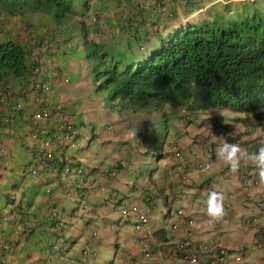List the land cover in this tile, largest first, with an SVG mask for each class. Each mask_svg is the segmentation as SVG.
<instances>
[{
	"label": "crops",
	"instance_id": "obj_1",
	"mask_svg": "<svg viewBox=\"0 0 264 264\" xmlns=\"http://www.w3.org/2000/svg\"><path fill=\"white\" fill-rule=\"evenodd\" d=\"M10 25L14 27L15 22H10ZM5 35L0 34V42L4 41ZM8 35L10 36V33ZM93 38L98 40L99 35ZM57 44L54 43L52 49L42 55L48 56L49 61L56 62L58 69L48 73L55 84L54 96L65 101L70 112L75 114L78 131L82 136L78 137L79 144L76 147L65 153L59 151L57 158L49 161L41 154L37 143L32 144L22 133L23 130L26 133L33 130L29 121L25 122L20 118L13 120L10 131L2 128L0 121V140L4 143L1 149L6 152V158L0 164L1 217L3 209L10 211L8 222L0 220V239L13 241L10 252L8 251L3 259L4 263L82 264V255L88 252L90 264H130V261L138 259L139 256L144 264H186L183 260L171 258L165 249L168 243L186 238V221L178 217L170 219L171 224L166 222L159 214L162 200L164 204L169 201L178 202L187 214L194 216L197 219L196 239L209 245L222 244L228 248L229 242L242 243L234 228L238 219L243 222L249 215H257L260 220L256 226L243 222L247 229H255L254 235L259 231V227H264V203L259 201L264 185L259 181L252 186L244 181L249 173L259 177L258 169L251 162L246 165L242 162L240 169L243 171L239 169L238 172L232 173L229 169L224 170L228 166L218 161L216 155L207 157L203 146L208 169L211 170L214 165L215 171H219L218 167L223 164L226 175L230 176L231 180L233 178L238 181L235 191L225 190L228 187L227 182H224L223 189H220L225 198L226 213L220 222H211L207 215V192L211 190L208 184L210 182L203 180L196 183L194 174L190 172L193 166L199 169V162L193 161L188 153L189 140H182V146L185 148L182 160L187 165L190 180L188 184L182 183L179 177L169 180L165 168L148 176L139 173L145 163H148L149 154L144 153L147 145L144 142V145L141 144V139L133 142L128 140L129 136L125 134L129 126L126 118L132 114L129 111L117 112L115 106L106 103L103 94L93 82L94 77L90 72L85 48L68 44L60 47ZM65 75L70 77L69 83L64 82ZM226 119L232 120L241 130L244 139L242 147L247 151L250 142L264 139L262 127L255 122L232 117ZM115 120V132L106 133L102 126ZM220 130L221 133L216 135L218 140L227 134V129ZM204 136L202 142L213 135L207 130ZM87 139H90L89 143L86 142ZM134 146H137L136 149ZM20 148L24 151H19ZM191 154L195 155L193 152ZM108 157H124L132 162L131 171L122 170L115 181V198L111 202L105 200L109 192H96V188L109 186V170H105L104 166ZM70 160L86 167L82 177L64 175V163ZM32 170L38 174H34ZM137 175L138 184L150 180L154 183L152 200L141 204L142 209H150V216L148 223L140 230L135 228L136 214H131L124 222L121 217L117 220L116 214L121 215V212L119 206L115 205L116 202L125 200L127 203L140 202L141 197L138 196L141 191L130 186L131 180ZM81 180H84L85 186L90 190L89 193L86 191L88 195L85 199H82L80 192ZM247 192L250 193L249 196H246ZM232 198H235L236 205L230 202ZM177 208L179 207L175 209ZM172 211L169 210V216H173ZM175 220H179L180 226L177 229L172 227ZM24 221L33 229L31 234L23 235L22 231L17 232L18 226ZM167 224L169 229L165 227ZM232 232L237 234L236 239L230 235ZM123 241L128 242L127 247L122 244ZM113 246L117 256L112 263L110 254H103L108 253L109 247ZM147 247L153 252L152 257L145 256L144 249ZM118 254L122 257L119 261ZM237 262L239 261L229 258L227 264ZM201 264H207L206 259Z\"/></svg>",
	"mask_w": 264,
	"mask_h": 264
},
{
	"label": "trees",
	"instance_id": "obj_2",
	"mask_svg": "<svg viewBox=\"0 0 264 264\" xmlns=\"http://www.w3.org/2000/svg\"><path fill=\"white\" fill-rule=\"evenodd\" d=\"M75 3L91 11L92 18L77 19ZM0 4L11 16L39 15L37 27L46 31L36 39L31 36V43L85 48L99 88L108 91L110 102L117 100L120 111L148 115L175 105L189 111L228 108L264 116V0H222V9L207 7L205 0H0ZM231 10L234 15L228 13ZM187 13L196 17L185 18ZM90 35L106 38L100 42ZM26 45L0 43V82L9 75L25 79L32 74ZM9 117L12 126L23 114ZM2 144L0 140V164L6 158ZM19 231L27 235L33 229L24 221ZM11 242L0 239V264H11L3 261Z\"/></svg>",
	"mask_w": 264,
	"mask_h": 264
},
{
	"label": "clouds",
	"instance_id": "obj_3",
	"mask_svg": "<svg viewBox=\"0 0 264 264\" xmlns=\"http://www.w3.org/2000/svg\"><path fill=\"white\" fill-rule=\"evenodd\" d=\"M77 7V19L84 20L86 18L91 17V11L85 12L83 9L79 8L80 4H76ZM4 6L0 4V34H6L4 36V41H17L23 45H26L27 49L29 47L30 54L28 56V63L30 65V69L33 68L32 74L27 76L28 78L21 79L17 78L14 75H9L6 82H0V113L3 114L1 121L2 128L6 130H11V126H9V122L11 118L9 117L10 114H14L16 112H22L23 120L25 122H30L33 126V130L26 133L24 130L22 133L29 138L30 142L37 143L40 152L44 157L49 161H54L57 158V154L59 151L65 153L66 151L70 150L73 147H76L78 143V137L82 136L78 131V123L76 122V116L68 109L67 103L62 100H58L54 96L55 91V84L49 78L48 73L51 70L58 69L56 67V62L52 60L49 61L48 56L42 55V53L47 54L49 50L52 49V43H46V41H42V44H34L31 43L30 37L32 36L36 39L39 32L46 31L43 27L38 25L40 21L39 15L38 17L32 21L33 15L37 14L34 13L27 18H22L21 16H11L5 12ZM151 11V7L149 8ZM29 19V20H28ZM14 21L15 25L12 27L10 22ZM35 25V27L33 26ZM23 31V32H22ZM10 33V36L8 35ZM24 33V34H23ZM25 35V36H24ZM8 39V40H7ZM90 39H94L93 35H90ZM100 42H103L104 39H98ZM97 40V41H98ZM2 43V42H0ZM120 47V46H119ZM37 61V64L36 62ZM90 65V63H89ZM91 67V65H90ZM90 72L93 74V71L90 69ZM93 82L96 85L98 91L103 94V98L106 103L111 104L119 110V103L117 100L110 102L108 98V91L99 88L101 85L99 81L96 79V76L93 74ZM22 82H20V80ZM63 80L65 83L70 82V77L68 75L63 76ZM228 108H215V109H207L206 111L211 113V117L206 120L205 125L206 129L210 131V133L214 132L217 128H224L227 129V134L224 137H221V140L218 142L221 144L218 146L216 150V157L218 161H222L225 165L228 166L230 172L236 173L239 171L241 167V163L243 162L245 165L251 162L257 169H258V176L249 173L247 176L250 182L256 184L255 181L264 185V139L258 140L255 142H250L248 145V151L242 147L244 143V139L242 138V132L239 130L232 120L226 119V117H231V114L221 115L218 116L215 112ZM230 110V109H229ZM178 111V112H177ZM232 111V110H231ZM122 112V111H118ZM189 110L186 107H180L175 105H166L164 110L162 111H155L148 115H140L132 113L131 116L126 118L128 128L126 133L129 138L128 140H132L133 142L137 139H141V144L144 143L147 145L145 151H148L149 159L148 163L145 165H149L151 157H155L154 148L155 144L160 143L165 146V141H167L169 137L168 129H166V133L160 130V122L161 121H169L171 125L175 129L181 128L180 120H187L189 123L192 120L188 117ZM241 117L238 119L244 120H251L255 122L258 126L262 127L264 130V116H254V115H245L244 113L241 114ZM131 118V119H129ZM217 118L219 120L217 121ZM233 118V117H232ZM234 119V118H233ZM138 123H141L140 125ZM117 121H109L106 122L102 128L108 134H113L116 130ZM93 130V129H91ZM91 132V136H92ZM176 139L170 144V152L171 155V162L165 166L161 167V163L159 164L162 171L165 168V174L169 180H174L176 177L181 179V176L186 174L187 175V182L182 181V183L188 184L190 182L189 175L187 173L186 167L187 165L184 164L185 162L182 160L185 148L182 143L184 139L183 134L176 132L175 134ZM204 134L201 136V140L203 139ZM219 139V138H218ZM145 140V141H144ZM197 141V140H194ZM230 141H234V143H229ZM45 142H48V149L45 147ZM144 142V143H143ZM189 146H191V141H189ZM205 147V153L207 157L214 156L215 154V143L214 141H210L207 138L203 143ZM137 146H134L136 149ZM176 149L179 150L180 155H176ZM168 155V153H161L158 155L157 160L159 158ZM105 159V170H109L107 177H108V184L109 186L101 187L97 190L103 194L105 192H109V195L105 198V200L111 202L115 198V181L117 180L120 172L122 170H127L128 172L132 169V162L130 159L127 158H111ZM72 162V165L70 163ZM179 166H181L182 173H178ZM102 167V165H101ZM199 169H205V165L202 162L197 164ZM85 166L81 163H74V161L70 160L68 163H64L63 173L66 176H76L82 177L85 173ZM32 172L34 174H38L36 171ZM155 173V172H154ZM154 173L150 174L153 175ZM144 176V173H141ZM139 175V174H138ZM138 175L133 177L131 180V188L133 187L135 190L139 189L141 194L145 197L143 198L140 194L138 197H141L139 203L132 202L127 203L126 200L120 203L116 202L115 205L119 206L121 212V220L124 222L131 214H135L130 211V207L133 204H139L141 206L142 203H146L152 200V188H153V181H147L144 184H138ZM82 179V178H81ZM137 179V180H136ZM81 180L79 183L82 199H85L89 193V189L85 186L86 183ZM135 181V182H134ZM136 183V186H134ZM257 183V184H258ZM253 184H251L253 186ZM167 185V184H166ZM264 189V188H263ZM262 189V191H263ZM144 190V193H143ZM88 193H87V192ZM248 193V192H247ZM262 195V192H261ZM133 197V196H132ZM116 201V199H115ZM260 201V199H259ZM261 204L264 203L260 201ZM180 208V207H179ZM225 209H224V196L222 193L217 191H212L209 193L207 199V215L210 218L211 222H220L223 220L225 216ZM10 215L9 209L2 210V220L8 221ZM256 216L257 215H249L246 216ZM245 218V219H246ZM259 219V218H258ZM197 220V219H196ZM179 221V220H178ZM245 222V220H244ZM137 223V222H136ZM260 223V220L257 224H252L256 226ZM197 226V225H196ZM261 228V227H259ZM264 229V227H262ZM179 242V241H178ZM204 242V241H203ZM206 243V242H205ZM209 245V244H208ZM216 245V244H215ZM220 245V244H219ZM222 245V244H221ZM224 246V245H223ZM227 248V247H225ZM228 249V248H227ZM145 256L152 257L151 249H144ZM149 251V252H148ZM229 251V249H228ZM83 263L82 264H90L89 254L85 252L82 255ZM240 262V261H239ZM136 264V263H130ZM208 264V263H207ZM227 264V263H226Z\"/></svg>",
	"mask_w": 264,
	"mask_h": 264
},
{
	"label": "rangeland",
	"instance_id": "obj_4",
	"mask_svg": "<svg viewBox=\"0 0 264 264\" xmlns=\"http://www.w3.org/2000/svg\"><path fill=\"white\" fill-rule=\"evenodd\" d=\"M221 1L222 0H205V3H206L207 7L208 6H212V7L217 6V8L220 7L222 9V7L219 4ZM258 1H261V0H258ZM231 11H228V13L230 15H234L235 13L233 11H235V10H231ZM186 15L187 16L185 18H190L193 14L187 13ZM193 16H192V18L196 17V16H194V17ZM37 17H38V14L33 15L32 21H34ZM96 63H98V62H96ZM118 111L119 110H117V112ZM215 113L218 116L227 115V114L232 113L234 116H231V117H233L234 119L244 118V117H241L242 113L234 112V111H231L229 109H228V111H226V109H221ZM188 117L192 120V122L189 123L187 120H180L179 125H181V128H179V129H175L173 127V125H171V123H169V121H161L160 122L159 128H161L162 132L164 131V133H166V129H168L169 137H168L167 141H165V143H166L165 146L162 147V145L160 143L155 144V148H154L155 157H151L149 165H145L139 173H144L145 175H150L154 172L156 173L157 171L162 170L161 167H165L171 162V155L169 154V152H170L169 150H170V146H171L170 144L173 142V140L176 139V136H175L176 132H179V133L183 134L185 139L191 141V146L188 150V153L192 157V160L197 161V162H202L206 166L205 169H196L194 166H193V168H191L192 170H190V172H192L194 174L196 183H200L203 180H208L210 182L208 184L211 187V190L220 192L221 191L220 189H223V184H225L224 182H227L228 187H226L225 190H227L229 192H231L232 190L235 191V187L238 185V181H236L233 178L231 180V177L226 175L227 173L224 170H228L229 169L228 167H226L224 169V166L222 164L220 167H218L219 171H215L214 165H212L211 170H209L207 167L208 163L206 164L207 160H205V154L203 152L204 141L202 142L201 136L203 134H205L207 131L205 122H206V120H208L211 117V113L206 111V110L190 111L188 114ZM129 119H131V118H129ZM218 120H219V118H217V121ZM138 124L140 125L141 123H138ZM220 133H221L220 128H217L214 132H212L213 136L208 137V140H210V141L214 140V143H215V154H214V156L216 155V150H217L218 146L221 145L218 142V138L216 136L217 134H220ZM194 140H197V141H194ZM89 141H90V139L86 140L87 143H89ZM253 142L256 143L257 141L254 140ZM229 143H234V141H230ZM94 144H95V140H93V142H92V145H94ZM19 151H24V149L20 148ZM162 152L165 154L168 153V155H165L164 157H161V158H159V160H157L158 155H160ZM192 152L195 155L191 154ZM160 163H161V167L159 165ZM240 171H243V169H240ZM192 193L194 194V189H192ZM224 200H225V198H224ZM230 202H232L234 205H236L235 198H232L230 200ZM180 206H181V204L178 202L169 201L167 204L166 203L164 204V202L162 200V201H160V205H159V214L161 217H163V219L166 220V222H168V223L170 222V224H171L170 219H173V218L178 219V216L174 212L175 211L174 209L176 207H180ZM171 209L173 210L172 211L173 216H169V214H168L169 210H171ZM116 216H117L116 217L117 220L121 217L120 214H116ZM243 222H244V220H243ZM243 222L240 219H238V221L235 225L236 227L234 228V230H236L238 232V234L240 235L239 239L242 240V243L233 242V244H231L232 242H229V244H227L228 248L230 249L229 250V258L232 261H235L237 255L243 254V260L240 262H237V264H264V247H258V244H257L258 240L260 238V234H259V232H256V234L254 235L255 229L254 228L247 229L246 228L247 226ZM116 227H117V229L119 228L118 225H116ZM165 227H166V229H169L170 226L167 224V225H165ZM230 235L232 236L233 239L237 238L236 237L237 234L235 232H232ZM122 244L125 247L128 246V242H126V241H123ZM117 251H118V249H117ZM106 254H110V256H111L110 261L113 263L116 256H117L116 248L114 246L111 248L109 247L108 253H105L103 255H106ZM118 256H119V254H118ZM121 259H122V257L119 256L118 261ZM129 263L144 264V262H142L141 256H139V258L134 260V261H130Z\"/></svg>",
	"mask_w": 264,
	"mask_h": 264
},
{
	"label": "built area",
	"instance_id": "obj_5",
	"mask_svg": "<svg viewBox=\"0 0 264 264\" xmlns=\"http://www.w3.org/2000/svg\"><path fill=\"white\" fill-rule=\"evenodd\" d=\"M48 142H45V147L48 149ZM176 155L179 156L180 152L176 149ZM181 166H179L178 173H182L180 170ZM182 181L187 182V175L184 174L181 176ZM249 185L253 184L249 181V179L245 180ZM257 184L258 182L255 181ZM213 190H209L207 194ZM250 193H246V196H249ZM264 200V189L262 191V196L260 201ZM130 211L137 215V223L135 228L140 230L142 229L149 221L150 209H142L139 204L131 205ZM178 217H181L186 221L187 224V236L185 239L180 240L179 242H171L166 245V251L169 256L174 260H183L186 264H201L205 261L208 264H226L229 260V251L222 245H208L207 243L197 240L196 235V225L197 220L194 216L186 213V210L182 207L175 209L174 211ZM245 223L248 225L257 224L259 219L256 216L247 217ZM179 221L175 220L172 223V227L177 229L179 227ZM260 238L258 240V247H264V229L259 228ZM147 249H149L147 247ZM149 252V251H148ZM237 261L243 260V254H239L236 257Z\"/></svg>",
	"mask_w": 264,
	"mask_h": 264
}]
</instances>
